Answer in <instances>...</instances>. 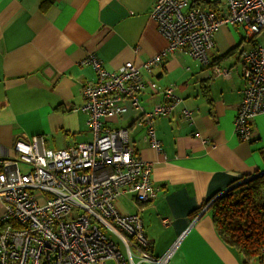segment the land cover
<instances>
[{
  "label": "crops",
  "instance_id": "crops-1",
  "mask_svg": "<svg viewBox=\"0 0 264 264\" xmlns=\"http://www.w3.org/2000/svg\"><path fill=\"white\" fill-rule=\"evenodd\" d=\"M155 0H0V158L16 157V139L42 136L52 150L89 142L84 87L97 81L89 55L109 72L125 63L140 67L146 87L144 111L165 104L162 91L174 88L181 103L170 117L154 123L158 152L140 113L129 110L108 125L129 129L132 146L151 167L156 198L142 205L129 193L115 203L122 215L138 214L160 257L183 236L170 264H242L241 257L218 237L206 202L264 172V114L253 121L249 142H241L234 119L242 99L240 53L253 43L243 27L223 26L204 66L181 52L168 54L150 71L143 64L167 48L152 19ZM243 29V30H242ZM214 67L231 69L225 79ZM193 124L182 123V111ZM198 135V136H197ZM3 207L0 206V215ZM170 224L164 226L162 219Z\"/></svg>",
  "mask_w": 264,
  "mask_h": 264
},
{
  "label": "built area",
  "instance_id": "built-area-1",
  "mask_svg": "<svg viewBox=\"0 0 264 264\" xmlns=\"http://www.w3.org/2000/svg\"><path fill=\"white\" fill-rule=\"evenodd\" d=\"M152 19L168 44L143 64L148 71L174 52L209 66L220 28L245 29L253 46L239 56L244 88L234 127L238 139L249 142L254 119L264 114V39L258 41L264 36V0H155ZM83 65L97 75L95 83L84 87L85 104L78 109L88 114L91 140L52 150L42 136L16 139V157L0 158V264H170L184 235L155 257L148 251L141 217L116 209L122 194L150 203L157 189L150 164L132 146L129 129L111 127L107 120L129 110L140 113L136 125L161 152L154 123L172 116L182 100L169 86L162 91L165 104L146 112L140 67L128 62L109 72L95 55ZM213 69L217 76L231 77V69ZM181 122L193 124V112L184 109ZM209 206L195 214L194 222ZM161 222L170 224L166 218Z\"/></svg>",
  "mask_w": 264,
  "mask_h": 264
},
{
  "label": "trees",
  "instance_id": "trees-1",
  "mask_svg": "<svg viewBox=\"0 0 264 264\" xmlns=\"http://www.w3.org/2000/svg\"><path fill=\"white\" fill-rule=\"evenodd\" d=\"M208 203L218 237L241 257L242 264H264V174Z\"/></svg>",
  "mask_w": 264,
  "mask_h": 264
},
{
  "label": "water",
  "instance_id": "water-1",
  "mask_svg": "<svg viewBox=\"0 0 264 264\" xmlns=\"http://www.w3.org/2000/svg\"><path fill=\"white\" fill-rule=\"evenodd\" d=\"M262 174H264V172H263V173H259V174H257L256 176L250 177V178H248V179H246V180L240 182L238 185L243 184V183H245V182H248L249 180H252L253 178H255V177H257V176H260V175H262ZM238 185H236V186H238ZM236 186H235V187H236ZM235 187H233V188H235Z\"/></svg>",
  "mask_w": 264,
  "mask_h": 264
},
{
  "label": "rangeland",
  "instance_id": "rangeland-1",
  "mask_svg": "<svg viewBox=\"0 0 264 264\" xmlns=\"http://www.w3.org/2000/svg\"><path fill=\"white\" fill-rule=\"evenodd\" d=\"M243 30V29H242ZM244 33H246V32H244ZM263 39H264V36L263 35H261L260 37H258V41H260V42H262L263 41ZM22 168V167H21ZM23 170L25 169V168H22ZM108 264H114V262H109Z\"/></svg>",
  "mask_w": 264,
  "mask_h": 264
}]
</instances>
